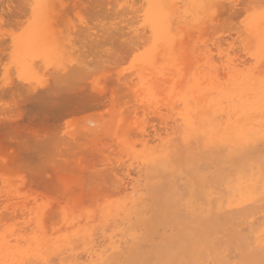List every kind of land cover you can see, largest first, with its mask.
<instances>
[{"label": "bare ground", "instance_id": "obj_1", "mask_svg": "<svg viewBox=\"0 0 264 264\" xmlns=\"http://www.w3.org/2000/svg\"><path fill=\"white\" fill-rule=\"evenodd\" d=\"M95 1L92 0L91 5ZM110 1L112 3V0H109L108 3ZM118 1L119 0L115 2V5L119 9L110 7L113 8V10H119V12L118 10L114 12H118L117 14L120 15L118 18L122 16L121 18L125 20L127 18L124 16L129 15L130 19L129 21H125L126 25L123 24L117 32L124 33L127 28L129 35L126 31V36H129L132 42L135 40H139L138 42H140L147 32L148 34L146 35L149 36L146 38H148V42H150L148 43L146 41L148 43L146 44L150 46L148 48L146 45L147 48L146 50L144 49L145 55L147 53L148 56L144 59L143 56L145 55H142L143 59L137 60L141 58V55L138 53L139 57L135 59L137 62H132L134 64H140L139 66L136 65L138 67L135 68V75L133 73L135 69H131L132 76H135V79H132V81L134 80L133 83L130 82L131 80L129 82L125 80L127 73H123L125 77H117L114 72L115 76L118 78H116L118 82H125V84L118 83L112 77V79L116 81V83H114L115 88L116 86L119 87L120 84L121 86L127 85V88L125 87L126 89L122 88V92L124 90H126L127 93L130 92V98L134 99H131L134 102H126V100L129 99V95H127L128 99H123L127 106L124 105L121 99L119 102L123 107L125 106L127 108H129V104L132 106L135 103L132 108L133 110L129 109L132 116L128 114L133 119L139 115L138 112L142 113L144 116L150 114L158 123V126L156 125L158 128L154 125H151V127L148 126L147 128L146 126L149 119L147 120L146 116L144 119H146L147 122H145V120L143 121V116L140 115V117L142 116V120H137L139 122L132 123V126H134L131 128H133L134 131L129 128L128 124V120L132 118L128 116L127 119L124 117L127 113L123 114L121 112V115L116 113L117 117L112 119V117L115 116L114 112L111 119H109L110 122L103 120V123L100 121L102 119L98 117L100 120L95 118L96 120H92L90 125L88 123L84 125L83 130H80V132L83 131L82 135L80 133L81 138L73 136L72 141L73 143L76 141L79 142V140L83 138L82 136H84L85 139L94 138V140H90V142L93 141L92 144H96V139L100 141L102 148L98 145L97 147L99 149L95 148V145L93 147L96 151H100V154L102 153L103 156L99 155L97 152L98 156L103 159L102 162L104 163L102 164H107L106 167L108 169L102 165L104 168H100L106 171H100L101 169L98 168L97 172L94 170L97 167L91 166L94 167L93 171L97 172L94 174L96 178L103 183H108L112 189L107 187L110 191L107 190L106 193L99 191L101 195H99V192L96 191L97 194L93 191L95 192L92 193L95 200L93 198H88V201H83L82 198L89 196L91 194L90 191L89 194H87L84 190L86 195L77 191L82 194H76V196H81V200L79 198L73 199L75 196L72 194L77 192L73 189L75 192L71 193L69 188L68 191L64 189V187L63 192H61V196L65 200L62 207L59 204H56V207H51L50 205H52V203L48 205L50 207H48L47 204L44 206L33 205L35 202H32L33 204L30 205L31 202L28 204V200L24 199V201H26L25 203L23 199L20 198L21 195L18 198L20 201L18 200L16 203L19 207L16 205L15 207L9 202L14 199L11 197L14 194L11 193L12 195H10V198L6 195V205L0 208V211H2L0 213V264H45V262H47V264H147L149 258L152 256L161 260L163 264H264V238H262V234H264V171H262L261 160V149L264 147V144H262L259 139V132L261 129L260 79L264 77V67L261 66L260 58L257 56L254 59L248 47L245 46L244 37L248 35L247 25H239V28L241 29L242 27L243 29L244 37L240 38V35H238L236 38L234 36V40L232 38L233 42L229 40L232 34H230L231 37L226 35V38L223 37L224 39L220 40L216 37L218 33H225L223 32L224 25L222 26L223 30L221 28L220 30L218 29V26L222 25L221 22L219 23L220 20L222 21V18L220 19L221 14H232L236 12L235 9L237 5L244 2V8L246 4L247 8L249 6L248 4L253 5L250 11L249 8L246 9V11L248 10L246 16L251 18L249 23L252 26L253 38L255 39L262 27L260 21L262 9L260 10V5L255 3H258V1L261 2L262 0H122L123 2H119L120 4ZM12 2L14 3V0H0V17L2 19H4L2 17L4 16L2 15L5 10L4 8L8 9L9 6L12 5ZM15 2H18V5H15V10H18V7L21 8L19 4H23L22 8H25V10L22 11L24 13L27 12L28 15L26 16V14L22 13L24 18L22 14L20 15L22 17L21 19L19 17L16 18L13 14L16 15L15 12L19 10H12L11 14L9 12L10 16L7 14V16L10 17L9 19H11L8 21H13V23H15L19 18L16 22L17 25L25 19V22L22 23L25 27L22 24H18V26L23 27V31H21L20 27L19 31L22 33L16 37H12V35L18 31L16 28H14L15 33H13V28H11L10 31V27H4L5 31L7 30L6 32L8 33L7 36L6 34H2L3 32L6 33L5 31H0V54L8 50V54L6 55L11 58V64H7L6 60L9 62V59L5 58L6 55L3 57L6 59H4L6 63H2L6 64L7 68L11 65L10 67L12 70L9 67L10 71L12 72L14 70L17 74V76L15 75L13 78L15 77L19 81L18 84L11 83L10 81H12V78L7 81V84L6 81H1L2 83L0 82V84L5 83L3 84V87L5 86V91L1 92L3 90L2 87L0 88V90L2 89L0 92L6 93L7 96L12 98V104L15 109H20L27 101L35 100L40 105L57 101L62 102V109L64 108V110L68 112L70 106L77 105L81 102L79 96H73L71 91L69 92L68 87L74 85L76 79L82 81L86 73H88V68L85 65V57L86 55H88V57L90 55L86 53V55H84L85 57L81 56L84 50L83 47H81L82 51L79 48L82 44H87V42H85L86 40H82H84V38L88 40L89 38L93 46L95 44V48H97V45L105 43L104 41L99 44V39L97 40V38L99 36H104L103 34L106 30L104 29L105 31L102 35L100 32V35H96L94 32L96 30L92 28V32L88 23L80 25L78 27L79 29L77 28L78 30H75L76 26L74 28V23L71 20L76 16L72 10L71 17L73 18L70 20L68 16L71 24L64 22L67 20V15L63 17L65 15H62V13L60 14V12L64 10L65 5H67L66 3L70 1L15 0ZM79 2L82 3L83 1L75 2L76 5ZM121 4L132 5V7L121 8ZM43 5H47V7H42ZM68 5L70 4L68 3ZM89 5L90 4H88V7H91V5ZM200 5H217L218 7L206 10L200 7ZM254 7L255 9L253 10ZM83 9L85 10L86 8L83 7L82 10ZM237 9H239V7ZM91 10H93V8ZM108 10L109 9H107V11ZM102 11L104 10L102 9ZM243 11L246 12L245 9ZM68 12L67 14H69ZM251 12H253V14ZM19 13L20 12H18V15ZM90 13L92 14V12ZM111 13H113V11ZM249 13L251 15H249ZM98 14H100V12ZM103 14L101 16L104 17ZM145 14H147L148 17V23H145ZM89 15L90 14L87 16L89 17ZM113 15L115 14H110L109 16L113 17ZM94 17L101 18L100 15ZM115 17H117V15H115ZM115 17L112 19L115 20ZM1 18L0 24L2 25L4 23H1L3 22ZM62 18H64V20ZM118 18L117 23L121 21ZM109 19L106 20L109 21ZM61 20L66 23L65 27L68 29L63 27L61 31L62 26H59L60 23H58L61 22ZM95 20L93 22H95ZM230 20L231 22H227V24L232 23V19ZM73 21L75 20L73 19ZM237 21L239 22V19ZM7 23L5 22V24ZM10 23L11 22H9V24ZM79 23L77 22L76 24ZM122 23L124 22L122 21ZM122 23H120V25H122ZM94 24L97 23L95 22ZM153 24H155V32ZM227 24L225 23V25ZM18 26L16 27L19 28ZM124 26L127 27L125 28ZM235 26L237 29V25ZM123 27L125 28L124 30L121 29ZM1 28L2 27H0V29ZM109 28L108 30L110 33L108 36L106 34L107 37L105 38H114L112 34L115 31L111 30L112 27ZM234 30L235 29H233V31ZM238 30L239 29H237L236 32ZM225 31H227L226 28ZM141 32H143V34ZM121 33L117 34V38L121 39V35L125 36V33ZM239 33H241L240 30ZM78 34L80 37L82 35L84 36H82L83 39L78 37V39H82L79 42L82 41L83 43H80L79 47L78 45L75 47L73 43H75L76 40H73V36L75 39V35L79 36ZM193 35H196L193 37L194 39L191 38ZM206 36L208 39L205 38ZM8 37L11 38L7 43L6 39H8ZM130 37H132V39ZM117 38H115V40ZM123 38L124 37H122L121 40H123ZM129 39L126 40V42L128 41L127 44L129 42L131 44ZM195 39L199 40L197 41ZM235 39H238V44H242L241 46H237V49H240L238 51L233 48L236 43ZM144 40H141L140 43L137 42L138 44H136V42L134 43L135 45L132 44L133 46H130L131 48L128 49L126 54L129 53L128 55H131V53H133L136 55L134 52L142 48L140 44H143ZM191 40H194V42H191ZM208 40L210 41L209 43H207ZM123 44L121 43L122 47H124ZM93 46L91 48L94 49ZM74 47L76 49L78 48V53H76ZM101 47H103V45H101ZM104 47H106L105 44ZM252 47L254 48L255 45L253 44ZM112 48L113 46L111 49ZM98 49L97 51H99ZM100 50L102 49L100 48ZM89 51L92 52L90 49ZM110 51L115 53V51ZM99 52L95 51L94 53ZM118 52L115 53L116 56H118ZM221 53H223V59ZM120 54L123 58V52ZM99 55L95 54L96 57ZM135 55H133V57H135ZM215 55L219 62L217 60L215 61ZM93 56L92 54L91 58ZM95 56L93 58H95ZM109 56L110 55H108V57ZM112 56H114V54ZM230 57L231 59H229ZM86 59L88 58L86 57ZM146 59L147 61L144 62ZM95 60L99 63L97 58H95ZM103 62L104 61H102V63ZM123 62H125L124 64L127 63V61ZM105 63L107 62H104V64ZM120 63L118 64L120 65ZM225 64L229 65L230 71H226ZM121 65H123V63H121ZM103 66L104 65H102V67ZM4 67V65L1 67L2 70L0 69V72H5ZM105 67L108 68L109 65ZM105 67L104 69H106ZM129 67L126 69L128 70ZM134 67L135 66H133V68ZM96 68L93 67L91 69L94 70ZM115 68L117 67L115 66ZM91 69L89 71H91ZM112 69L114 70V66ZM124 69L125 68H123V70ZM128 73L130 75V72ZM46 74L50 76L51 81L53 80L52 83L54 82V85L52 84L51 86H54V88L49 87V93L47 92V94H43L42 96L38 95L39 97L37 94L36 96L28 94L31 93V89L32 92L36 89L35 85L37 83L38 87L39 85H44V83L45 85L47 84V82H44L45 79V81H47V78H49L48 76L45 78ZM3 75L5 74L3 73ZM3 75L1 73L2 80L5 78ZM22 76L23 79L21 78ZM40 77L44 80L38 79ZM127 77L129 76L127 75ZM123 78L125 81H123ZM37 80H41V82ZM190 80L194 85H201L197 93L198 100H192L191 102H189L192 95L189 88ZM107 81L109 80L106 79V82ZM22 83H25L27 85L25 87L27 89L30 88V90L27 91L23 86H18L22 85ZM131 84L135 86V89L133 85L130 86ZM92 85L94 87V84ZM33 87H35V89ZM88 87L90 88L89 85ZM130 87L132 90L134 89L133 92L129 90ZM22 88L25 89V91H23ZM120 88L121 87H119V89ZM57 89L59 91L62 89L60 92L65 90V93L68 91L69 94L57 92ZM97 89L94 90L97 91L98 96L102 99L103 95L99 92L101 90ZM78 90L83 89L80 88ZM72 91L74 92L75 90ZM103 92H105V90H103ZM115 92H117V90ZM92 93L93 92H91V94ZM124 93L122 94L124 95ZM127 93H125V95ZM118 95L116 97L113 96L118 98ZM90 97L92 100L91 98L89 100L94 103L100 100L99 98L97 99V96ZM114 97L113 99L112 96L110 98L109 105L111 106L114 102L111 100H114ZM83 99L84 98H82V101ZM89 100L87 98L86 101L89 103ZM104 100L106 99L104 98ZM115 101L118 102V99H115ZM6 103L8 104V102ZM83 103L85 104V101ZM98 103L93 106L97 108V106H100ZM121 104L120 106H122ZM82 105L80 107H82ZM3 106H6L5 103ZM83 106L86 107L85 105ZM87 106L89 107L90 103ZM102 106L105 108L104 104ZM102 106L100 107L103 108ZM127 108L122 109V111L127 112ZM111 114L112 113H110V116ZM126 120L127 123H125ZM107 122H109L108 125ZM126 124H128V132L125 129ZM130 129L133 130L132 132H135V140L130 137V135H132V133L129 134L131 131ZM241 132L244 133V135H237V133ZM78 133L79 132H77V134ZM247 137H253V139L249 140ZM151 143L155 144L152 145ZM74 145L75 148H77L76 145L79 144L74 143ZM115 146L116 148H113V151L115 152L117 149L116 152H118L117 154L120 157H117L115 153L116 158L114 157L115 160L113 161L112 156H114V154L111 152L112 155H110V151L108 152V150ZM137 146L140 148L138 149ZM105 151H107L109 155H104L103 153ZM109 156L110 158L112 157V159H109ZM101 158L98 160H101ZM90 160L93 162L95 161L91 158ZM73 161L71 164L74 163ZM75 161L76 163L78 162L77 159ZM87 164L86 168L89 167ZM66 165L70 166L69 163ZM71 168V171H69L70 173H68L70 175L73 174L71 172L76 171L73 169H76L77 166H71ZM78 170L77 172H81L84 169H80L81 171ZM93 171L91 170L90 173H93ZM119 172H122V174ZM78 174L76 173L78 177H82L81 174V176ZM60 182H62V180ZM80 184L82 187V183H79V185ZM89 185L91 186V184ZM60 187L62 188V186ZM88 187L89 186L86 188ZM88 190L90 189L88 188ZM54 194L56 195L57 193ZM27 195L25 196L26 198L29 196ZM52 196L53 195H51V197ZM97 196H99V198H97ZM68 197L69 199L72 198L70 201L68 200L69 202L66 201ZM29 198L31 197H28V199ZM90 199L94 201L92 200L91 202ZM15 200H17V198H15ZM89 200L91 203H89ZM80 201L81 203L83 201V203L81 204ZM65 202H67V206ZM87 202L89 205L86 204ZM93 204H95L93 207L90 206ZM207 217L211 218L206 229H208L210 233H214L216 239L211 242H209L208 232L201 238H195L192 236L191 230L185 229V223L189 221V224H192V227H194L193 229L199 232L200 227L204 225L203 219ZM55 220H57V222ZM48 223L49 225H47ZM179 232H181L186 239L185 244H187L189 249L186 254H184L185 250L179 246H177L175 252L169 248L171 241L177 237ZM157 240L158 242H156Z\"/></svg>", "mask_w": 264, "mask_h": 264}, {"label": "rangeland", "instance_id": "obj_2", "mask_svg": "<svg viewBox=\"0 0 264 264\" xmlns=\"http://www.w3.org/2000/svg\"><path fill=\"white\" fill-rule=\"evenodd\" d=\"M66 1H70V2H67L66 4L68 5V3L71 5H68V7L66 8V6L67 5H65V8L66 9H68V10H66L65 8H64V10H62L61 12H60V14L62 13V15H65V16H63V17H66V15H67V17H66V19L68 20V22H67V20L66 21H64V22H66V23H69V24H71L70 22L72 21L73 23H74V28H75V26H76V28H75V30L80 26V25H83V24H81V23H79L80 22V17H82L85 21L87 20V23L89 24V26L91 27V31L93 32V30H96V31H94L95 32V34L96 35H100V33H101V35L103 34V32H104V36H97L98 38H97V40L99 39V44L100 43H102V42H104L105 41V43H103V44H100V45H97V48H95V44H94V46H93V44L90 42V40H89V38H88V40L87 39H85L84 38V40H82L83 38H82V36L80 37V35L79 36H77V35H75L76 37H77V39H76V37H75V39H74V36H73V40H76V42L75 43H73L74 45H75V47H76V45H78V47L80 46V43L82 44L83 42L82 41H85V42H87V44L86 43H84V44H82L81 46H80V48L79 49H81V47H83V50L84 51H82V49H81V51H82V54H81V56H84V55H86V53H88L90 56L88 57V55H86V57L88 58V59H86V57H85V65H86V67L88 68V73H86V76H85V78H83V80L81 81V80H77L76 79V81H75V84L74 85H72L73 87H74V89H73V87L71 88V87H68V90H69V92L71 91V93H72V95L73 96H79V100H81V102H79V104H77V105H79V106H77V105H73V106H70V109L68 110V112H67V110H64V108L62 109V107H63V105H62V102H57V101H55V102H53V103H47V104H45V105H40L37 101H27V102H25L24 103V105L23 106H21L20 107V109H18V108H14V105L12 104L13 102H12V98H10V96H7L6 95V93H1V92H4L5 90H4V88H5V86L3 87V84H5V83H3V84H0L1 85V87L0 88H2L0 91V208H3L5 205H6V202H7V199H6V195H8V197L10 198V195H12V194H14L13 196H11L12 198H14L12 201H9L10 203H12V205H16L17 206V202H18V198H19V196L21 195V199H23V201H24V199H26V200H28V204H29V202H31V204L30 205H32L34 202V204L33 205H38V206H44V205H46L47 204V206L48 205H50L51 203H52V205H50L51 207H53V205H56V204H59L61 207H62V205L64 204V199H63V197L61 196V192H63V188L64 189H67L68 190V188H69V190H70V192L72 193V192H82V194L84 195H86V192H87V194H89V191H90V197L89 196H86V197H83L82 199H83V201L84 200H87L88 198H93L94 199V197H93V194L92 193H95L96 191L97 192H99V191H101V192H107V190H109L110 191V189H108L107 187H110L109 185H108V183L106 184V183H103V182H101L99 179H97L96 178V176L94 175L95 173H97L98 172V168H104L103 166H105V168H107L106 167V165L107 164H102V163H104V162H102L103 161V159L100 157V156H98V153L100 152H98V150L96 151V149H94V145L96 146L95 148H98L97 147V145L98 146H100L101 147V143H100V141H98L97 139V141L95 140V142H96V144H92V142L93 141H91L90 142V140H94V138H87V139H85L84 138V136H82L83 138L82 139H78L79 140V142L78 141H76V142H74L75 144H79V145H76V147L77 148H75V145H74V143H73V141H72V138H73V136L74 137H80L81 138V135H82V132H80V130H83V126L84 125H87V123L90 125V122L92 121V120H94L95 118H98V117H100L102 120H100V118H98V120H100V121H102L103 122V120L104 121H109L110 122V120L109 119H111V117L113 116V114H114V112H115V116H113L112 117V119L115 117H117L116 115L118 114V115H121V113H123V114H125V113H129V114H131L130 112H129V109L131 110L132 108H133V106L135 105V103L131 106V104H129V108H127V107H123V105L119 102L120 101V99L123 101V103H124V105H126V102L128 101H133L134 99L133 98H130L131 96V94H130V92H126V90H124L125 91V93H127L126 95H125V93H124V91L122 92V88H127V85H122V86H124V87H122L121 86V84L119 85V87H121L120 89H121V91H120V89H119V87L118 86H116V88H115V84L114 83H116V81H117V77H121V76H124L123 75V73H127V75L129 76V77H127V75H126V77H125V80L126 81H130V82H134V80L132 81V79L135 77V76H132V70H134L135 68H137L140 64H134V63H132L133 62V60H132V57H133V55H135V54H133V53H131V55H128L129 53H127L126 54V52H128V49H130L133 45L132 44H134L135 42H136V44H138V43H140L141 42V40L143 41L144 39H147V40H144V42H143V44L141 43L140 45H142V48H140V49H138V51H136V52H134V53H136V55H135V58L136 57H139L138 56V53L141 55V58H138L137 60H139V59H145L147 56H148V54L146 53V55H145V50H146V48L148 47L149 48V46L147 45L148 43H150V42H148V38H146V37H148L149 35H146V34H148L147 32H146V34H144L145 36H143V38L140 40V42H138V41H134V42H132L130 39H129V36H126L127 34H128V29L126 28L127 26H124L123 28H121V29H125V36H123V35H121V34H124L123 32L121 33V32H117L119 29H120V27H122L123 26V24H125L126 25V22L125 21H129V15L128 16H124L125 18H127V19H125V20H123L124 18H118L120 15H118L117 13L119 12V8L115 5L116 3V1L117 0H112V3H111V1L108 3V1L109 0H107V2H106V0H94L95 2V4H96V2H97V4L95 5L94 3V5L92 6L91 5V1H85V0H74V1H71V0H65V2ZM77 1H83L82 3H78L77 5H76V3L75 2H77ZM122 0H119L118 1V3L120 2V3H122L121 2ZM243 1V0H242ZM262 1H264V0H262ZM261 1V2H262ZM88 2V3H87ZM103 2V3H102ZM239 2H241V1H239ZM260 1H258V3H255V4H257V5H261L262 3H261ZM85 3V4H84ZM108 3V4H107ZM119 3V4H120ZM73 4V5H72ZM81 4V5H80ZM87 4V5H86ZM88 4H90L91 5V7H88ZM104 4V5H103ZM105 4H107V5H105ZM244 2H242L241 4H239V5H243V7L242 8H240L239 7V9H235V11L236 12H233L232 14L230 13H227V14H221V16H220V19L222 18V21L220 20L219 21V23L221 22V26H218V29L220 30V28L222 29L223 27H224V30H223V32H225V33H218L217 34V36L216 37H218L217 39H224V38H226V35L227 36H230V34H232L230 37V39L229 40H231L232 41V38H233V40H234V36L237 38L238 37V35H240V38H242V36H241V33H239V30L241 31L242 30V27H241V29L239 28V25L241 24V21H243L245 18V16L247 15V13H248V10L246 11V9H248L249 8V6H248V8L246 7V5H245V8H244ZM254 4V3H253ZM14 5V6H13ZM15 5H18V2H15V0H14V3L12 2V5H10L9 6V10L7 9V8H4L3 10H4V12H3V14L2 15H4V16H2L4 19H2L1 17V20L3 21V22H1V23H4V24H0L1 26L0 27H2L1 29H0V31H5V28H9L10 29V31H11V28H13L12 30L14 31L13 33H15V29L14 28H16L17 30V34L15 33V34H13L12 35V37H16V36H19V34L21 35V33L22 32H20L19 31V29H20V27L21 26H18V24L16 25V22H17V20H19V18L21 19L22 17H23V14H26V16L28 15L27 14V12L26 13H24L23 11L25 10V8H22V5L23 4H19V6L21 5V8H19L18 6V10H15L16 9V7H15ZM75 5V6H74ZM79 5V6H78ZM89 5V6H90ZM97 5H99V6H97ZM248 5H250V4H248ZM113 7V8H118L117 10H118V12L117 13H114V12H116L117 10H113V8H111V7ZM253 6V5H252ZM15 7V8H14ZM24 7V6H23ZM71 9H70V8ZM74 7V8H73ZM79 7H81V8H78ZM83 7H85L86 9L84 10H82V8ZM98 7V8H97ZM105 7V8H104ZM256 7V6H255ZM255 7L253 8V10L255 9ZM90 8V9H89ZM93 8V10H91ZM99 8H101V9H99ZM112 10H111V9ZM245 9V11L246 12H244L243 10ZM252 8V7H251ZM257 8V7H256ZM89 9V10H88ZM96 9V10H95ZM102 9L104 10V11H102ZM105 9H106V12H105ZM107 9H109L108 11H107ZM242 11H241V10ZM262 8H260V10H261ZM12 10H15V11H18V12H20L19 13V15H18V12H15V14L16 15H14L13 14V16H16V18L17 17H19L17 20H16V22L15 23H13V21H8V20H11V19H9L10 17V14L12 13L11 11ZM23 10V11H22ZM71 10L72 11H74L73 13H74V15L76 16V17H71L72 16V14H71ZM79 12H78V11ZM98 10V11H97ZM252 10V11H253ZM257 10V9H256ZM22 11V12H21ZM69 11V12H68ZM82 11H84V12H82ZM86 11V12H85ZM113 11V13H111V12ZM240 11H241V13H240ZM249 11H250V9H249ZM258 11V10H257ZM262 11H264V9H262ZM9 12H10V14H9ZM67 12L69 13V14H67ZM76 12V13H75ZM80 12H82V13H80ZM90 12H92V14L90 13ZM95 12V13H94ZM97 12V13H96ZM100 12V14H98ZM110 12V13H109ZM254 12V11H253ZM253 12H251L252 14H253ZM261 12V11H260ZM13 13H14V11H13ZM23 13V14H22ZM80 15H79V14ZM86 13V14H85ZM104 15V17L103 16H101L102 14ZM108 13V14H107ZM7 14H9V16H7ZM22 14V17L20 16ZM78 14V15H77ZM82 14V15H81ZM88 14H90L89 15V17L87 16ZM112 15V14H115V15H117V17H115V15H113V17H115V20H113L112 18V16H109V15ZM235 14H237V15H235ZM73 15V16H74ZM83 15H85V16H83ZM97 15V17H98V15H100V17L101 18H104V19H101V18H96V17H94V16H96ZM108 15V16H107ZM225 15V16H224ZM234 15V16H233ZM242 15V16H241ZM249 15H251L250 13H249ZM6 16H7V19H6ZM68 16H69V19L71 20L72 18L75 20V21H73V19L71 20V21H69V19H68ZM80 16V17H79ZM94 18H92V17ZM224 16V17H223ZM230 18H229V17ZM238 16V17H237ZM88 17V18H87ZM107 17V18H106ZM112 17V18H111ZM24 18V17H23ZM26 18V17H25ZM75 18H78V19H75ZM80 18V19H79ZM86 18V19H85ZM109 18H111V19H109ZM117 18L119 19V20H121V21H119L118 23H117ZM239 19V22L237 21L238 19ZM27 19V18H26ZM63 20H64V18H62ZM92 19H93V21L95 20V22L97 23V24H94L95 22H93L92 21ZM100 19V20H99ZM109 19V21H107V20ZM230 19H232V23L231 24H229L230 22H231V20ZM7 20V21H6ZM25 20V19H24ZM24 20H22V22L20 23V24H22V23H24L25 21ZM63 20H61V22H58V23H60V25L59 26H62V28H61V31H62V29H63V27L64 28H66L65 27V25H66V23H64V22H62ZM104 20V21H103ZM230 20V21H229ZM241 20V21H240ZM21 21V20H20ZM91 21V22H90ZM113 21V22H112ZM122 21L124 22V23H122ZM224 21V22H223ZM5 22L7 23V24H5ZM9 22H11L10 24H9ZM19 22V21H18ZM78 22L79 24H76V23ZM93 22V23H92ZM104 24H103V23ZM107 22V23H106ZM111 22V23H110ZM114 22H115V24H114ZM227 22H229L228 24L230 25V27H229V25L227 24ZM72 23V24H73ZM92 23V24H91ZM120 23H122V25H120ZM128 23V22H127ZM225 23L227 24V25H225ZM238 23V24H237ZM13 24V25H12ZM19 24V25H20ZM26 24V23H25ZM68 24V25H69ZM86 24V23H85ZM112 24V25H111ZM116 24H118V25H116ZM5 25H9V26H5ZM15 25V26H14ZM24 27H25V25L24 24H22ZM67 25V26H68ZM78 25V26H77ZM100 25V26H99ZM103 25V26H102ZM114 25V26H113ZM128 25V24H127ZM220 25V24H219ZM224 25V26H223ZM232 25V26H231ZM235 25H237V29H239L237 32L239 33H237L236 32V26ZM16 26H18L19 28H17ZM73 26V25H72ZM71 26V27H72ZM105 26V27H104ZM116 26H117V28H116ZM223 26V27H222ZM228 28H227V27ZM234 26H235V28H234ZM240 26H242V24L240 25ZM5 27V28H4ZM69 27V26H68ZM99 27V28H98ZM108 27V28H107ZM109 27H112L111 28V30H114L115 32H113V36H114V38L112 37V38H105V37H107L108 36V34L110 33V31L108 30V29H110ZM92 28H94L93 30H92ZM225 28H226V30L227 31H225ZM232 29V30H230V29ZM59 29V28H58ZM66 29H68V28H66ZM66 29H65V31H66ZM79 29V28H78ZM77 29V30H78ZM101 29H103V30H101ZM105 29V30H104ZM233 29H235L234 31H233ZM74 30V31H75ZM7 31V30H6ZM5 31V32H6ZM21 31H23V27H21ZM64 31V30H63ZM64 31V32H65ZM121 31V30H120ZM126 31H127V34H126ZM231 31V32H230ZM19 32V33H18ZM100 32V33H99ZM112 32V31H111ZM189 32V31H188ZM220 32V31H219ZM222 32V31H221ZM227 32V33H226ZM66 33V32H65ZM116 33V34H115ZM118 33H121L120 35L122 36V37H124L126 40H130L131 41V44H130V42L127 44V42H126V40L123 38V40L125 41V43H124V41L123 40H121L122 39V37H121V39H119V38H117L118 37ZM142 34H143V32H141ZM189 33H191V32H189ZM188 33V34H189ZM234 33V34H233ZM236 33H237V36H236ZM2 34H6V36L8 35V33L6 32V33H2ZM72 34L74 35V33H73V31H72ZM106 34H107V36H106ZM115 34V35H114ZM111 35V36H112ZM117 35V36H116ZM129 35V34H128ZM223 35V36H222ZM2 36H5V35H2ZM1 36V37H2ZM116 36V37H115ZM130 36H131V34H130ZM196 36V35H195ZM194 35L191 37L192 39H194L193 37H195ZM208 36V35H207ZM205 37V38H207L208 39V37ZM78 37L79 38H82V39H78ZM84 37V36H83ZM134 37V36H133ZM224 37V38H223ZM244 37V36H243ZM5 38H7V37H5ZM4 38V39H5ZM11 38V37H10ZM9 37H8V39H6L5 41L8 43L9 42V39H10ZM115 38H117L116 40H115ZM131 39H132V37H130ZM204 38V40H205V42H206V39ZM209 38H211V37H209ZM229 38V37H228ZM227 38V39H228ZM240 38H239V40H240ZM216 39V40H217ZM80 40H82L81 42H79ZM110 40V41H109ZM133 40H134V38H133ZM195 40H197V39H195ZM199 40V39H198ZM197 40V41H198ZM238 40V39H237ZM237 40L235 39V41H236V43L234 44V46H233V48L234 49H236L237 51L238 50H240V49H237L238 47V45L239 46H241L240 45V43L238 44V42H237ZM101 41V42H100ZM108 42V44H107V42ZM112 41V42H111ZM148 43H147V42ZM234 41V42H235ZM138 42V43H137ZM191 42H194V40L192 41L191 40ZM196 42V41H195ZM210 41L208 40L207 41V43H209ZM233 42V41H232ZM91 43V44H90ZM121 43L123 44H127V45H124L123 44V46L124 47H122V45H121ZM145 43V44H144ZM147 43V44H146ZM104 44H105V46L106 47H104ZM112 44V45H111ZM115 44V45H114ZM90 45V46H89ZM101 45H103V47H101ZM132 45V46H131ZM135 45V44H134ZM145 47H144V46ZM146 45H147V47H146ZM90 48H89V47ZM94 47V49L93 48H91V47ZM113 46V48L111 49V47ZM119 46V47H118ZM129 46V47H128ZM131 46V47H130ZM235 46H236V48H235ZM74 47V48H75ZM102 49V50H100V48ZM107 47H108V49H107ZM139 47H141V46H139ZM86 50H85V49ZM99 48V49H98ZM103 48H105V49H103ZM232 48V49H233ZM240 48V47H239ZM76 49V48H75ZM89 49L92 51V52H90L89 51ZM93 49V50H92ZM97 49L100 51H97ZM124 49V50H123ZM145 49V50H144ZM74 50V49H73ZM105 50V51H104ZM107 50H109V51H107ZM110 50H112V51H115V53L116 52H118L117 53V55L118 56H116L115 55V53L114 52H111ZM123 50V51H122ZM126 50V51H125ZM149 50V49H148ZM10 51V50H9ZM76 51V53H78L77 51H79L78 50V48L75 50ZM80 51V52H81ZM86 51H88V52H86ZM96 51V52H99V53H94V52ZM141 51H143V52H141ZM84 52H85V54H84ZM103 52H105V53H103ZM111 52V53H110ZM123 52V54H122V56H123V58L121 57V54L120 53H122ZM125 52V53H124ZM146 52H148V51H146ZM236 52V51H235ZM2 53H4V54H2ZM91 53V54H90ZM108 53V54H107ZM114 54V56H112L113 54ZM142 53V54H141ZM237 53V52H236ZM6 54H8V50H6V52L5 51H3V52H1V59H0V69H1V67L4 65V66H6V64H3L2 62H4V63H6L7 62V64L8 63H10V61H12L11 60V58H9V56L7 57V55ZM10 54V53H9ZM92 54L95 56V54L96 55H99V56H95V58H97L98 60H99V63H98V61L97 60H95V58H91V56H92ZM102 54H104V55H102ZM120 54V55H119ZM3 55V56H2ZM5 55H6V57H5ZM79 55H80V53H79ZM102 55V56H101ZM108 55H110L109 57H108ZM142 55H145V56H143V58H142ZM101 56V57H100ZM128 56V57H127ZM3 57H5V58H8L9 59V62L5 59V58H3ZM113 57V58H112ZM117 57V58H116ZM126 57H127V59H126ZM3 58V59H2ZM83 58V57H82ZM89 58H91V59H89ZM216 58V59H215ZM4 59L6 60V62L4 61ZM104 59V60H103ZM109 61H108V60ZM110 59H112V60H110ZM124 59V60H123ZM148 59H149V57H148ZM214 59H215V61L218 59L217 57H216V55L214 56ZM116 60V61H115ZM122 60V61H121ZM131 60V61H130ZM137 60H135V62H137ZM96 61V62H95ZM102 61H104V62H107V63H105L104 64V62L102 63ZM119 61V62H118ZM123 61H127V63L126 64H124L125 62H123ZM142 61V60H141ZM145 61H147V59L146 60H144V62ZM218 61V60H217ZM110 62V63H109ZM112 62H114V63H112ZM123 63V65H121V63H120V65L118 64V63ZM139 62V61H138ZM219 62V61H218ZM88 63V64H87ZM90 63H91V65H90ZM143 63V62H142ZM3 64V65H2ZM11 64V63H10ZM93 64H94V66H93ZM107 64V65H106ZM114 66V70L115 69H117V70H113L112 68H113V66ZM117 64V65H116ZM90 65V66H89ZM102 65H104L103 67H102ZM109 65V67L107 68V67H105V66H108ZM129 65H130V67H129ZM131 65H133V66H135L134 68H133V66H131ZM136 65H138V66H136ZM11 65H9V67H10ZM112 66V67H111ZM115 66L117 67V68H115ZM7 68L8 69V78H7V81H9L11 78V80L12 81H10L11 83H14V84H18V81L19 80H17V78H13V76H17V74H16V72H14V70L12 71V72H14V73H12L11 71H10V68ZM96 68V69H91V68ZM98 67H99V70H98ZM104 67L106 68V69H104ZM111 67V68H110ZM127 67H129L128 68V70L126 69ZM5 68V67H4ZM112 70H110V69ZM123 68H125L124 70H123ZM91 69V71H89ZM108 69V70H107ZM121 69V70H120ZM132 69V70H131ZM2 70V69H1ZM0 70V71H1ZM5 70V69H4ZM11 70H12V68H11ZM102 70V71H101ZM96 71V72H95ZM99 71V72H98ZM130 72V75H129V73L128 72ZM10 72V73H9ZM114 72L116 73V76H115V74H114ZM119 72H121V73H119ZM135 72H136V69H135V71H133V73H134V75H135ZM1 73H2V75H3V73L5 74V72L3 71V72H0V76H1ZM11 74V75H10ZM12 74H14V75H12ZM95 74V75H94ZM98 74H100V75H98ZM122 74V75H121ZM85 75V74H84ZM94 75V76H93ZM98 77H97V76ZM110 75H111V77H110ZM4 77H5V75H3ZM11 76V77H10ZM47 74H46V77L45 78H47ZM106 76V77H105ZM108 76V77H107ZM3 77V78H4ZM49 78H47L48 80L47 81H45L44 79V82H47V84L45 85V83H44V85H42V86H40L39 85V87H38V83L35 85L36 86V89H35V87H33L35 90H33V92L30 90V88H26L25 86H27L25 83H22V85H18V86H23L24 88H26V90L27 91H29L30 90V92L31 93H28V94H32L31 96H36V94H37V96L38 95H43V94H47V92L49 93V91H50V88L52 87L51 85L53 84L54 85V82L52 83V81H51V78H50V76H48ZM103 77V78H102ZM105 77V78H104ZM112 77L116 80H114V79H112ZM132 77V78H131ZM89 78H90V81H89ZM117 78V79H116ZM128 80H127V79ZM38 79H41V77L40 78H38ZM106 79L107 80H109V81H107L106 82ZM135 79V78H134ZM42 80V79H41ZM41 80H37V81H39V82H41ZM42 80V81H43ZM105 80V81H104ZM124 80V78H123V81H125ZM1 81H5V78H4V80H2V76L0 77V82ZM6 81V84L8 83ZM14 81V82H13ZM16 81V82H15ZM37 81H35V82H37ZM113 81V82H112ZM21 82V81H20ZM19 82V83H20ZM118 82V81H117ZM136 82V81H135ZM2 83V82H1ZM51 83V84H50ZM118 83H122V81H120V82H118ZM124 84H125V82H123ZM122 83V84H123ZM137 83V82H136ZM136 83H134V84H136ZM40 84V83H39ZM42 84H43V82H42ZM85 84V85H84ZM92 84H94V87H93V85ZM128 84H130V83H128ZM34 85V84H33ZM79 85H80V87H79ZM88 85L90 86V88L88 87ZM118 85V84H117ZM133 84H131L130 86H132ZM48 86V87H47ZM84 86H86V87H84ZM46 87V88H45ZM50 87V88H49ZM41 88V89H40ZM52 88H54V86L52 87ZM70 88V89H69ZM83 89V90H78V89ZM98 88V89H97ZM118 88V89H117ZM125 88V89H126ZM133 88L135 89V86L133 85ZM23 89V88H22ZM46 89V90H45ZM97 89V90H101V91H99V92H101L100 94H102L103 95V98L102 99H100V97L98 96V94H97V91H95V90ZM111 89H112V91H111ZM114 89H115V91L117 90V92H115L114 91ZM129 89V88H128ZM133 89V90H134ZM49 90V91H48ZM62 89H60V91H61ZM72 90H75L74 92L72 91ZM103 90H105V92H103ZM129 90H132V88L130 87V89ZM133 90H132V92H133ZM23 91H25V89H23ZM38 91V92H37ZM52 91H53V89H52ZM51 91V92H52ZM59 90L57 89V92H58ZM59 91V92H60ZM113 91H114V93H113ZM37 92V93H36ZM46 92V93H45ZM50 92V93H51ZM82 92V93H81ZM89 92H90V94H89ZM91 92H93L92 94H91ZM111 92V93H110ZM53 93V92H52ZM60 93H63V94H69L68 93V91H66V93H65V90H63V92H60ZM95 93V94H94ZM104 93V94H103ZM121 93V94H120ZM122 93H124V95L122 94ZM77 94H79V95H77ZM119 94V95H118ZM106 95V96H105ZM116 97L117 95H118V98H115L114 96ZM127 95H129V97L127 96ZM48 96V95H47ZM46 96V97H47ZM83 96V97H82ZM89 96V97H88ZM90 96H92V97H96L97 96V99L99 98L100 100H98V102L100 103H98V105H100V106H102L103 104H104V106H105V108L103 107V108H101L100 106H97V108H98V110H97V108L96 107H94L93 105H96L97 103H94L93 101L91 102L89 99L91 98ZM111 96H112V99H113V97L117 100L118 99V102L117 101H115V99L114 100H111L112 102H113V104H112V106L111 105H109V101H110V98H111ZM133 96V95H132ZM39 97V96H38ZM81 97V98H80ZM129 99H128V98ZM10 98V99H9ZM45 98V97H44ZM82 98H84L83 99V101H82ZM86 98V99H85ZM87 98H88V100H89V103H90V106L89 107H91V108H89L87 105L89 104L86 100H87ZM104 98L106 99V100H104ZM125 98H127L128 100H126V102H124L125 100H123V99H125ZM3 99V100H2ZM6 99V100H5ZM9 99V100H8ZM46 99V98H45ZM109 99V100H108ZM131 99H133V100H131ZM11 100V101H10ZM91 100H92V98H91ZM102 100H103V102H102ZM50 101V100H49ZM85 101V104L83 103ZM107 101V102H106ZM5 103V105L6 106H3L4 105V103ZM6 102H8V104L6 103ZM78 102V101H77ZM101 102H102V104H101ZM105 102V103H104ZM116 102H117V104H116ZM134 102V101H133ZM82 103H83V105H85L86 107H84L83 105H82ZM86 103H87V105H86ZM122 105V106H120V104ZM130 103V102H129ZM11 104V105H10ZM106 104V105H105ZM116 104V105H115ZM82 105V107H80ZM115 105V106H114ZM3 106V107H2ZM114 106V107H113ZM127 106V105H126ZM9 109H8V108ZM72 107H73V109H72ZM92 107H94V108H92ZM116 107V108H115ZM7 108V109H6ZM128 109V111L126 112H124V111H122V109ZM79 109V110H78ZM80 109H82V110H80ZM108 109V110H107ZM115 109V110H114ZM113 110V111H112ZM133 110V109H132ZM140 110V109H139ZM3 111V112H2ZM109 111V112H108ZM138 111V110H137ZM108 114H107V113ZM121 112V113H120ZM66 113V114H65ZM105 113V114H104ZM110 113H112L111 114V116H110ZM117 113V114H116ZM105 116H104V115ZM123 114H122V117H123ZM127 114H125V116L124 117H126L127 119H128V116H130L129 114L127 115ZM138 114L139 115H137V117L135 118L136 119V121H135V119H133L131 116H132V114H131V118L132 119H129L128 120V124H129V128H131V127H133L132 126V123L133 122H139V121H137V120H142L141 119V117L143 118V121L145 120V122H147V120H148V124H147V128H148V126H150L151 127V125H154L156 128H158L157 126H158V123L156 122V120L155 119H153L152 118V116H150V114H147L146 116H147V118H146V116H144V115H142V113H139L138 112ZM140 115H142L141 117H140ZM110 116V117H109ZM139 116V117H138ZM129 117V118H130ZM149 117H151V118H149ZM114 118V119H115ZM125 118V119H126ZM144 118H146V119H144ZM107 119V120H106ZM124 119V118H123ZM96 120V119H95ZM132 121V122H131ZM109 122H107V125H108V123ZM104 123V122H103ZM125 123H127V120H126V122ZM128 124H126V130H127V128H128ZM88 125V126H89ZM91 125H93V124H91ZM105 125H106V123H105ZM157 125V126H156ZM149 127V128H150ZM79 129V130H78ZM131 129H133V128H131ZM130 129V130H131ZM78 130V131H77ZM134 130V129H133ZM133 130H131L130 132H129V134H131L132 133V135H130V137L133 139L134 138V134H135V132H132ZM150 130H152V129H150ZM149 130V131H150ZM76 131V132H75ZM135 131V130H134ZM73 132V133H72ZM77 132H79L78 134H77ZM127 132H128V130H127ZM80 133H81V135H80ZM74 134H76V135H74ZM128 134V135H129ZM99 136V135H98ZM102 137V136H101ZM105 138V137H104ZM103 139V138H102ZM102 139H100V140H102ZM76 140V139H75ZM133 140H135V138L133 139ZM97 142H99V143H97ZM104 142V141H103ZM82 144V145H81ZM152 144V143H151ZM155 143H153L152 145H154ZM90 145V146H89ZM90 148H89V147ZM69 147V148H68ZM80 147V148H79ZM91 147H92V150H91ZM138 147V149L140 148L139 146H137ZM89 148V149H88ZM102 148V147H101ZM101 148H100V150H101ZM113 148H116V146L115 147H112L110 150H108V152L110 151V155H112V153L111 152H113V154H114V156H112L113 157V161L115 160V153H116V155H117V157L119 156L117 153L118 152H116L117 151V149L115 150V152L113 151L114 149ZM86 149H87V151H86ZM99 149V148H98ZM95 151H96V153H97V155H96V153H95ZM77 152H78V155H77ZM94 152V153H93ZM80 153V154H79ZM91 153V154H90ZM93 153V154H92ZM104 155H109V153H107V151H105L104 153H103ZM82 155H85V156H82ZM92 155V156H91ZM94 155V156H93ZM99 155H102V153L100 154L99 153ZM103 156V155H102ZM95 157V158H94ZM101 158V160H98L99 158ZM108 157V156H107ZM112 157L110 158V156H109V159H112ZM115 157V158H114ZM120 157V156H119ZM82 158V159H81ZM86 159V160H84V159ZM88 158V159H87ZM90 158L92 159V160H95L94 162L93 161H91L90 160ZM97 158V159H96ZM106 158V157H105ZM77 159V163H76V160ZM118 159V158H117ZM64 160V161H63ZM74 160V161H73ZM88 160V161H87ZM68 161V162H67ZM74 162V163H72L71 164V162ZM84 161V162H83ZM99 161H101V162H99ZM105 161V160H104ZM66 162V163H65ZM81 162H83V163H81ZM90 162V163H89ZM97 162V163H96ZM100 164H99V163ZM63 163V164H62ZM67 163H69V165L70 166H68V165H66ZM79 163V164H78ZM87 164V166H89V167H87L86 168V164ZM92 163V164H91ZM105 163H107V162H105ZM84 164H85V166H84ZM66 165V166H65ZM82 167H81V166ZM91 165H93L94 167H97V168H95L94 170H96L97 172H94L93 171V166H91ZM103 165V166H102ZM71 166H73V167H76L77 166V168L76 169H73V170H76L75 172L73 171V172H71V173H73V174H68V173H70L69 171H71L72 170V168H71ZM71 168V170H70V168ZM67 170H66V169ZM78 168H79V170H78ZM100 168V169H101ZM80 169H84L83 171H81ZM108 169V168H107ZM77 170L78 171H81V172H77ZM93 171V173H90V171ZM68 171V172H67ZM86 171H88V172H86ZM100 171H106V170H104V169H101ZM66 172V173H65ZM86 172V173H85ZM75 173V174H74ZM76 173L79 175V176H81L82 175V177H78L77 175H76ZM120 174H122V172H119ZM65 174V175H64ZM81 174V175H80ZM90 174V175H89ZM61 175V176H60ZM88 175V176H87ZM92 175V176H91ZM75 176V177H74ZM77 176V177H76ZM86 176V177H85ZM55 178V181H53L51 178ZM63 177V178H62ZM66 177V178H65ZM71 177V178H70ZM94 179H93V178ZM60 178H62V179H60ZM69 178V179H68ZM60 179V180H59ZM67 179H68V181H67ZM75 179V180H74ZM87 179H89V180H87ZM62 180V182H60ZM69 180H70V182H69ZM81 180V181H80ZM83 180V181H82ZM95 180V181H94ZM64 181V182H63ZM89 181V182H88ZM98 182V183H97ZM55 183V184H54ZM64 183V184H63ZM68 183H69V185H68ZM79 183H82V187H81V184L79 185ZM83 183H84V186H83ZM95 185H94V184ZM66 184V185H65ZM89 184H91V186L89 185ZM98 184H99V186H98ZM93 185V186H92ZM60 186H62V188L60 187ZM87 186H89L88 188L90 189V190H88V188H86ZM96 186V187H95ZM84 187V188H83ZM98 187V188H97ZM111 188V187H110ZM57 189V190H56ZM75 191H74V190ZM112 189V188H111ZM12 190V191H11ZM68 190V191H69ZM83 190V191H82ZM86 192H85V191ZM105 190V191H104ZM11 191V192H10ZM58 191V192H57ZM92 191V192H91ZM93 191H95V192H93ZM73 193L72 195L73 196H75V197H73V199L74 198H79L80 199V197L81 196H76V194H80V193ZM96 192V193H97ZM101 192H99V195H101L100 193ZM12 193V194H11ZM22 193V194H21ZM52 193V194H51ZM54 193H60L59 195L61 196V199H63V203L61 204V203H59V200L56 198V195L54 194ZM4 194V195H3ZM23 194H28L27 196L28 197H31V198H29L28 199V197L26 198L25 196L26 195H23ZM75 194V195H74ZM82 194H80V195H82ZM98 194V193H97ZM51 195H53L52 197H51ZM3 196V197H2ZM50 197H51V199H50ZM72 197V196H71ZM15 198H17V200H15ZM97 198H99V196H97ZM4 199V200H3ZM6 199V200H5ZM36 199V200H35ZM46 199H48L49 201H50V203H49V201L48 200H46ZM56 199V200H55ZM72 199V198H71ZM71 199H69V197L68 198H66V201L67 202H69ZM92 199V200H93ZM69 200V201H68ZM81 200V199H80ZM91 200V199H90ZM90 200H89V203H91L92 202V200H91V202H90ZM95 200V199H94ZM93 200V201H94ZM6 201V202H5ZM20 201V200H19ZM22 201V200H21ZM58 201V202H57ZM73 201V200H72ZM83 201H82V203H83ZM88 201V200H87ZM25 203H26V201H24ZM33 202V203H32ZM56 202V203H55ZM67 202H65L66 203V206H67ZM15 203V204H14ZM80 203H81V201H80ZM81 203V204H82ZM89 203L87 202L86 204H88L89 205ZM94 203V202H93ZM21 204V203H20ZM19 204V205H20ZM23 204V203H22ZM69 204V203H68ZM85 204V203H84ZM85 204V205H86ZM87 205V206H88ZM95 204H93V205H90V206H94ZM15 206V207H16ZM21 206V205H20ZM50 206H48V207H50ZM17 207H19V206H17ZM84 209V208H83ZM87 209V208H86ZM90 209V208H89ZM2 211H0V213H1ZM4 212V211H3ZM210 218L211 217H207V218H204L203 219V224L204 225H202L201 227H200V231L198 232L197 230H195V229H193L194 227H192V224H189V221H186V223H185V225H186V227H185V229H187V230H191L192 231V236H194L195 238H201L206 232H208L209 233V242H211V241H215L216 239H215V235H214V233H210L209 231H208V229H206V227H207V225L209 224V222H210ZM206 219H207V222H206ZM56 222H57V220H55ZM47 225H49V223L47 224ZM203 226H204V229H203ZM175 233V232H174ZM177 233V232H176ZM156 242H158V240L156 241ZM186 243V239H185V237L183 236V234H181V232H179L178 234H177V237H175V239H173V241H171V245H169V248H170V250H173V252H175V250H176V248H177V246H179V247H181L182 249H184L185 250V252H184V254H186L188 251H189V249H188V246H187V244H185ZM180 244V245H179ZM145 250H148V249H145ZM152 259V260H151ZM150 261V262H149ZM147 264H163L162 262H161V260H159L158 258H156V257H150L149 258V260H148V263Z\"/></svg>", "mask_w": 264, "mask_h": 264}, {"label": "snow or ice", "instance_id": "obj_3", "mask_svg": "<svg viewBox=\"0 0 264 264\" xmlns=\"http://www.w3.org/2000/svg\"><path fill=\"white\" fill-rule=\"evenodd\" d=\"M42 7H47V5H43ZM121 8L125 7H132V5H125L121 4ZM151 7V6H150ZM200 7L210 10L212 8L218 7L217 5H200ZM237 7H243V5H237ZM252 7V5H249V9ZM262 9H264V2L260 5ZM145 23H148V17L147 14H145ZM250 17L246 16L243 21H241V24H245L248 26V35L247 37H244V43L245 46L248 47L250 54L253 55V58L255 59L257 56L261 60V66L264 67V11L260 13V21H261V30L259 33L256 35L255 39L253 38V29L251 24L249 23ZM81 24L87 23L83 18L80 19ZM143 26V25H142ZM153 29L155 32V24H153ZM241 36L243 37V29L241 30ZM255 45L253 48L252 45ZM221 57L223 59V53H221ZM135 57H133V62H135ZM231 59V57L229 58ZM225 69L226 71H230L229 65L225 64ZM7 76H8V69L7 66H5V81H7ZM23 79V76L21 77ZM201 85L197 84L194 85L192 81H189V88L192 92V95L189 99V102L192 100H198V95L197 93L200 90ZM260 113H261V129L259 132V139L264 144V77H261L260 79ZM237 135H244V133H237ZM247 139L251 140L253 137H247ZM261 160H262V171H264V147L261 149ZM53 181H55V178H51ZM56 198L59 200V202L62 204L63 199H61L60 195L57 193ZM53 207H56V205H53ZM262 238H264V234H262ZM47 264V262H45Z\"/></svg>", "mask_w": 264, "mask_h": 264}]
</instances>
